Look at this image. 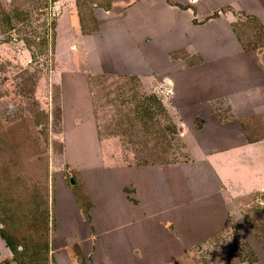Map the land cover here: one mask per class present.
Segmentation results:
<instances>
[{
    "label": "rangeland",
    "instance_id": "1",
    "mask_svg": "<svg viewBox=\"0 0 264 264\" xmlns=\"http://www.w3.org/2000/svg\"><path fill=\"white\" fill-rule=\"evenodd\" d=\"M259 3L199 0L214 21L176 12V22L160 28L154 14L149 29L108 0H0V229L22 245L8 246L11 262L48 264L54 211L65 217L60 185L75 181L86 207L84 192L96 193L109 166L188 160L189 142H181L171 113L181 111L194 130L209 123L211 110L235 116L221 96L239 89L246 58L238 49L264 47V27L251 15L264 18ZM230 47L231 57H222ZM166 74L175 82L169 89L160 79ZM175 92L177 105L170 103ZM236 201L230 223L177 264H264V195ZM59 228L78 240L77 227Z\"/></svg>",
    "mask_w": 264,
    "mask_h": 264
},
{
    "label": "crops",
    "instance_id": "2",
    "mask_svg": "<svg viewBox=\"0 0 264 264\" xmlns=\"http://www.w3.org/2000/svg\"><path fill=\"white\" fill-rule=\"evenodd\" d=\"M198 1L108 0V5L125 9L131 23L155 29L154 24L149 26L154 14H160V28L173 25L176 20L171 15L176 12L197 23L214 21L210 14H202ZM259 5L256 7L264 9V4ZM251 15L264 27L261 15ZM221 22L231 21L226 17ZM227 50L222 57H231L234 49ZM238 51L246 58L237 71L239 89L221 96L222 101L231 104L235 115L232 119L219 117L204 101L211 110V119L207 124L202 122L200 130H194L182 123L181 111L175 115L170 114L171 108L168 110L179 128L181 142H189L185 143L187 161L109 166L110 177L102 180V186H96V193L91 196L84 192L86 207L83 197L77 199L74 194L75 181H70L69 187L60 185L58 206L65 217L61 220L54 211L51 240L45 246L48 264H177L193 247L199 249L230 223L238 207L234 200L264 195V47ZM253 72L259 76L256 83L252 81ZM162 77V86H174L168 74ZM142 83L146 86L148 81ZM173 96L170 103L177 105V93ZM235 100L246 111L244 114L236 111ZM109 148L115 153L113 146ZM59 227H77L78 240L64 238ZM8 234L0 229V264H16L10 261L12 251L22 246L10 243Z\"/></svg>",
    "mask_w": 264,
    "mask_h": 264
},
{
    "label": "water",
    "instance_id": "3",
    "mask_svg": "<svg viewBox=\"0 0 264 264\" xmlns=\"http://www.w3.org/2000/svg\"><path fill=\"white\" fill-rule=\"evenodd\" d=\"M71 182H72V180H71Z\"/></svg>",
    "mask_w": 264,
    "mask_h": 264
}]
</instances>
